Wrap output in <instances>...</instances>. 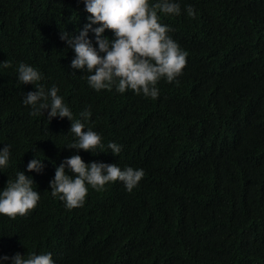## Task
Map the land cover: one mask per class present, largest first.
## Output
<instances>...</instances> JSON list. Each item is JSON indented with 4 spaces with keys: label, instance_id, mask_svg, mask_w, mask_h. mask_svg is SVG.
<instances>
[{
    "label": "trees",
    "instance_id": "obj_1",
    "mask_svg": "<svg viewBox=\"0 0 264 264\" xmlns=\"http://www.w3.org/2000/svg\"><path fill=\"white\" fill-rule=\"evenodd\" d=\"M175 2L180 14L158 12L159 22L186 66L171 83L161 78L152 99L97 91L70 67L75 53L60 34L78 35L87 23L83 0H0V149L10 148L0 192L21 171L40 196L26 215L0 214V257L9 258L0 264L16 253H50L54 264H264V0ZM88 39L97 47L91 31ZM21 63L41 74L35 85L19 81ZM36 86H56L102 147L67 148L78 139L71 121H49L50 109L33 114L23 103ZM72 155L144 176L131 192L120 181L88 186L83 205L69 209L49 182ZM34 158L39 173L27 171Z\"/></svg>",
    "mask_w": 264,
    "mask_h": 264
},
{
    "label": "clouds",
    "instance_id": "obj_2",
    "mask_svg": "<svg viewBox=\"0 0 264 264\" xmlns=\"http://www.w3.org/2000/svg\"><path fill=\"white\" fill-rule=\"evenodd\" d=\"M85 10L90 15L86 18L78 35L61 32L60 39L65 41L75 53L70 67L88 73L90 87L100 91L113 86L120 93L132 90L136 94L155 99L159 90L156 87L161 78L171 83L182 74L186 66L187 53L168 35L167 25L159 22V13L180 14V5L175 0H157L150 6L149 0H83ZM189 16H194L191 6ZM93 25H99L93 28ZM105 30L114 33V39L104 36ZM91 31L97 47L88 39ZM10 67V61L2 63ZM18 79L22 84L35 85L42 77L29 65L21 63L18 67ZM35 91L24 95L23 103L33 106V114L48 111V120L53 117L68 118L70 130L77 141L67 148L92 152L102 147L101 136L91 128H86L81 120H73V114L58 96L56 86L45 92L43 86H36ZM86 121L91 116L89 110L80 113ZM85 129H87L85 131ZM115 156L121 146L110 142L107 146ZM10 156L9 146L0 149V166L7 167ZM67 166L70 175L66 174ZM42 160L32 159L27 164L28 172H41ZM143 169L126 167L123 170L114 164L90 162L85 164L81 156L72 155L55 168L54 179L49 182L53 197L59 196L69 209L83 205L88 193V186L101 190L110 182H123L131 192L143 178ZM33 179L19 171L15 181H7V187L0 192V214L10 218L26 215L40 199L39 192L33 189ZM7 260L8 257H0ZM12 264H54L50 253L29 254L27 258L16 253L11 257Z\"/></svg>",
    "mask_w": 264,
    "mask_h": 264
}]
</instances>
